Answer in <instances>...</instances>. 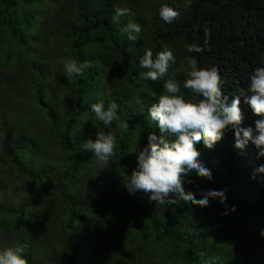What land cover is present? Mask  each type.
<instances>
[{
	"label": "trees",
	"instance_id": "trees-1",
	"mask_svg": "<svg viewBox=\"0 0 264 264\" xmlns=\"http://www.w3.org/2000/svg\"><path fill=\"white\" fill-rule=\"evenodd\" d=\"M162 3L179 12L172 24L157 15ZM115 7L130 10L119 25ZM128 20L141 28L135 41L122 31ZM205 32L206 51L186 53V42L205 47ZM162 46L176 58L165 79L186 100L197 99L182 87L187 55L218 69L231 96L260 66L264 0H0V245L21 244L27 264H264V174L253 178L264 157L251 143L234 148L231 131L212 149L197 146L211 181L184 185L196 199L223 189L224 204L161 206L124 187L147 134L159 135L147 109L163 81L137 80L144 50ZM60 57L89 68L68 79ZM99 100H115L128 124L113 125L115 156L102 168L82 148L109 130L90 112ZM239 107L241 126L254 127L259 117Z\"/></svg>",
	"mask_w": 264,
	"mask_h": 264
},
{
	"label": "clouds",
	"instance_id": "clouds-1",
	"mask_svg": "<svg viewBox=\"0 0 264 264\" xmlns=\"http://www.w3.org/2000/svg\"><path fill=\"white\" fill-rule=\"evenodd\" d=\"M190 0H186V4ZM158 17L165 24H172L179 12L167 3L157 8ZM130 15L128 8L115 7L111 22L119 25L122 17ZM127 39L135 41L140 33V26L128 20L122 27ZM210 33L205 32V47L196 43H185L186 53L198 56L206 51ZM196 56L185 57L188 72L182 87L190 90L197 99L186 100L181 92V86L174 77L165 79L169 69L176 62L172 50L162 46L155 55L151 49H145L138 59L142 71L138 74L140 81L162 80L163 94L156 97V102L147 109V115L159 130V135L149 132L147 143L136 153V167L130 175H125L124 187L133 195L142 192L150 202L161 206L207 207L210 200H218L224 204L225 191H203L201 198L196 199L185 191V181L189 176L200 177L211 181L212 173L202 162L197 153V146L203 144L206 149H212L224 136L231 131L234 137V148L243 151L249 143L256 147L257 158L264 157V54H261L260 66L246 73V87L239 88L231 96L223 91L224 80L216 68L198 67ZM57 63L62 66V74L68 79L82 77L89 64L73 58L60 57ZM248 105L252 114L259 117L254 121V127L241 126L242 112L239 107ZM93 118L109 129L95 133V139H86L82 148L91 152L95 163L105 167L113 160L117 147L115 124L120 130L128 128L127 121L121 118L120 105L111 100L105 103L99 100L90 105ZM132 151H136L135 147ZM256 152L251 150L250 159ZM264 174V164L258 165L254 176ZM234 211V207L232 209ZM226 214V213H225ZM264 236V230H261ZM25 249L19 244L0 245V264H27Z\"/></svg>",
	"mask_w": 264,
	"mask_h": 264
}]
</instances>
